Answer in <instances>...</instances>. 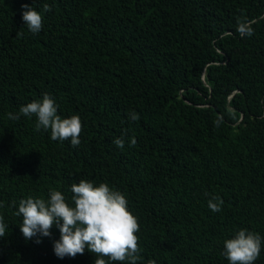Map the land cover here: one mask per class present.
Segmentation results:
<instances>
[{
    "label": "trees",
    "instance_id": "obj_1",
    "mask_svg": "<svg viewBox=\"0 0 264 264\" xmlns=\"http://www.w3.org/2000/svg\"><path fill=\"white\" fill-rule=\"evenodd\" d=\"M45 93L81 118L79 146L8 118ZM82 179L125 194L137 264H229L223 243L241 229L262 237L264 264V0H0V264H94L87 248L58 258L56 227L25 240L16 215L51 190L71 204Z\"/></svg>",
    "mask_w": 264,
    "mask_h": 264
},
{
    "label": "clouds",
    "instance_id": "obj_2",
    "mask_svg": "<svg viewBox=\"0 0 264 264\" xmlns=\"http://www.w3.org/2000/svg\"><path fill=\"white\" fill-rule=\"evenodd\" d=\"M22 20L32 33H38L43 27V15L34 7L25 4ZM51 11L45 4L44 12ZM252 21L241 19L238 21L237 31L244 36H252L254 30ZM21 116L36 117V130L43 128L50 130V138L54 141H71L73 147L80 145V135L83 130L81 118L72 115L62 118L58 115V105L54 98L45 93L42 100H34L19 108L18 113H8L10 120H19ZM132 121L139 116L129 114ZM113 143L123 148V137L114 139ZM136 139L132 138L130 146H135ZM72 203L61 191L51 190L47 200L33 198L19 201L17 216H22L20 231L25 240L33 237H50L51 229H59L60 238L54 241L55 255L63 259L66 256L75 258L83 255L85 249L96 256L94 264H109V261L122 264H137L140 259L138 218L128 209V201L122 192L114 190L107 183L98 186L89 180H80L71 185ZM222 198L212 196L208 207L213 212H220ZM2 206V204H0ZM7 225L0 216V238L6 236ZM39 239L36 243H40ZM262 237L248 229H241L233 238L223 243V255L229 264H254L261 254ZM107 258V259H105ZM150 264H154L150 262Z\"/></svg>",
    "mask_w": 264,
    "mask_h": 264
}]
</instances>
